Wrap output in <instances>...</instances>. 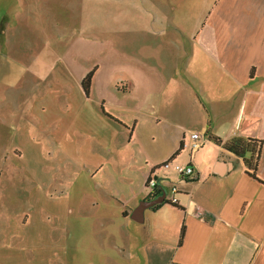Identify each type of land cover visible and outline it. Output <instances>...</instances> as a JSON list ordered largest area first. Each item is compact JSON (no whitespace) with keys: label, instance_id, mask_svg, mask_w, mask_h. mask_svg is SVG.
I'll list each match as a JSON object with an SVG mask.
<instances>
[{"label":"crops","instance_id":"0c3cea01","mask_svg":"<svg viewBox=\"0 0 264 264\" xmlns=\"http://www.w3.org/2000/svg\"><path fill=\"white\" fill-rule=\"evenodd\" d=\"M208 3L187 24L170 22L162 7L149 10V22L128 24V56L142 67L127 66L101 92L98 66L90 69L85 101L44 124L50 152L84 149L93 160L83 163L92 182L43 196L51 208L65 198V253L103 256L105 264L115 254L128 264H264V0ZM191 132L204 138L195 150L184 146ZM233 138L260 141L254 172L224 148ZM148 176L159 190L153 198ZM172 185L175 205L162 201L144 209L141 222L131 218L140 200L164 193L170 202ZM73 216L80 229L67 224Z\"/></svg>","mask_w":264,"mask_h":264},{"label":"rangeland","instance_id":"374dc122","mask_svg":"<svg viewBox=\"0 0 264 264\" xmlns=\"http://www.w3.org/2000/svg\"><path fill=\"white\" fill-rule=\"evenodd\" d=\"M208 4V0H0V264H90L96 257L105 264L103 256L64 251L65 198L57 197L51 208L43 196L48 188L92 182L83 163L93 160L84 149L72 157L50 152L43 126L63 113L62 106L75 109L77 102L85 101L76 81L90 69L98 66L101 92L115 74L126 76L128 67H142L128 56L133 49L128 24L149 22V10L155 7L167 9L170 22L187 24ZM122 57L125 68L117 73L120 63L114 59L121 62ZM123 81L117 86L121 88ZM75 217L67 224L80 229L76 224L80 217ZM73 237L72 243L78 245L79 236ZM127 257L112 255L110 264H128Z\"/></svg>","mask_w":264,"mask_h":264},{"label":"trees","instance_id":"16d2710c","mask_svg":"<svg viewBox=\"0 0 264 264\" xmlns=\"http://www.w3.org/2000/svg\"><path fill=\"white\" fill-rule=\"evenodd\" d=\"M92 76H93V72L90 71L81 80V87L85 95H87V91L91 86ZM223 146L232 153L238 155L239 157H242L245 165L249 167L252 170V172L256 170V166L259 161L260 141L251 138H233L225 141ZM158 194H159V190L156 189V187H154L149 197L153 198ZM163 201L171 205H175L174 203L172 204L169 201L168 202L166 200ZM182 233H183V229L181 230L180 238L183 235Z\"/></svg>","mask_w":264,"mask_h":264},{"label":"built area","instance_id":"2783aa9c","mask_svg":"<svg viewBox=\"0 0 264 264\" xmlns=\"http://www.w3.org/2000/svg\"><path fill=\"white\" fill-rule=\"evenodd\" d=\"M201 139L204 140V138H203V136L201 134H199L198 132H191L188 135V141L186 143L184 142V146L188 147L190 150H195L201 144L200 143ZM161 166H163L164 168H170L171 167L178 174H190L192 172L191 166L186 165V164L164 162ZM146 185L149 188L156 187V181H155L154 177L148 176L146 178ZM177 191L178 190H177V186L176 185H172L170 187V192L172 194L170 202H172V203H176L177 202V199L174 196V194Z\"/></svg>","mask_w":264,"mask_h":264},{"label":"water","instance_id":"95a60500","mask_svg":"<svg viewBox=\"0 0 264 264\" xmlns=\"http://www.w3.org/2000/svg\"><path fill=\"white\" fill-rule=\"evenodd\" d=\"M164 193L161 196L154 199H143L140 200L136 208L131 213V218L137 222H141L143 220V211L146 208L152 207L156 204L161 203L164 200Z\"/></svg>","mask_w":264,"mask_h":264}]
</instances>
